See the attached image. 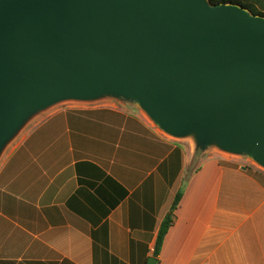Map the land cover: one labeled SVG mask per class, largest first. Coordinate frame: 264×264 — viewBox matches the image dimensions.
<instances>
[{
	"label": "crops",
	"instance_id": "crops-1",
	"mask_svg": "<svg viewBox=\"0 0 264 264\" xmlns=\"http://www.w3.org/2000/svg\"><path fill=\"white\" fill-rule=\"evenodd\" d=\"M209 155L127 106L38 115L0 159V264H147L180 191L158 264H264V172Z\"/></svg>",
	"mask_w": 264,
	"mask_h": 264
},
{
	"label": "water",
	"instance_id": "water-1",
	"mask_svg": "<svg viewBox=\"0 0 264 264\" xmlns=\"http://www.w3.org/2000/svg\"><path fill=\"white\" fill-rule=\"evenodd\" d=\"M107 98L193 153L264 172V16L208 0H0V159L38 115Z\"/></svg>",
	"mask_w": 264,
	"mask_h": 264
},
{
	"label": "trees",
	"instance_id": "trees-1",
	"mask_svg": "<svg viewBox=\"0 0 264 264\" xmlns=\"http://www.w3.org/2000/svg\"><path fill=\"white\" fill-rule=\"evenodd\" d=\"M208 1L211 4H218V3L235 4V5H238L248 10L253 15L264 16V0H208ZM180 198H181V191L176 194L175 199L170 209V213L164 218V220L162 221L160 225V228L156 236V241H155V246H154V251H153L154 258L158 257L164 236L166 235L168 228L173 223V211L177 207Z\"/></svg>",
	"mask_w": 264,
	"mask_h": 264
},
{
	"label": "rangeland",
	"instance_id": "rangeland-1",
	"mask_svg": "<svg viewBox=\"0 0 264 264\" xmlns=\"http://www.w3.org/2000/svg\"><path fill=\"white\" fill-rule=\"evenodd\" d=\"M101 104H109L111 106H127V107H130L132 108L133 110H136V111H139L135 106H133L131 103L129 102H126V101H123V100H120V99H113V98H107V99H104V100H101V101H98V102H95V103H91V104H88V105H101ZM59 106H62V105H59ZM145 118V117H144ZM25 129L20 133L19 136H22V134L24 133ZM18 136V137H19ZM17 137V138H18ZM16 138V139H17ZM16 139L7 147V149L5 150V152L3 153L2 157H4V155L10 150V148L13 146L14 142H16ZM170 139V138H169ZM172 140V139H171ZM179 143H186L188 144L189 146H191V149H192V145H191V142L188 141V140H175ZM199 152H196V154H198ZM207 154H210L209 156H212L216 159H221L222 157H220L219 153H217L215 150L213 149H209L208 152H206ZM2 160V159H1ZM234 160V159H233ZM236 162H238V164L240 165H246L248 166L251 165L247 160L246 158H236L235 159ZM254 166V165H252Z\"/></svg>",
	"mask_w": 264,
	"mask_h": 264
}]
</instances>
